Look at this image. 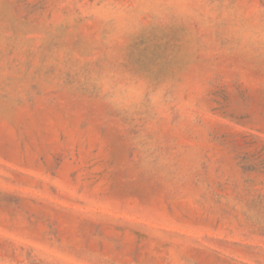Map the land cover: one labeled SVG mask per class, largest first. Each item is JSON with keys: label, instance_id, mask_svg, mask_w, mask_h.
<instances>
[{"label": "rangeland", "instance_id": "obj_1", "mask_svg": "<svg viewBox=\"0 0 264 264\" xmlns=\"http://www.w3.org/2000/svg\"><path fill=\"white\" fill-rule=\"evenodd\" d=\"M0 264H264V0H0Z\"/></svg>", "mask_w": 264, "mask_h": 264}]
</instances>
